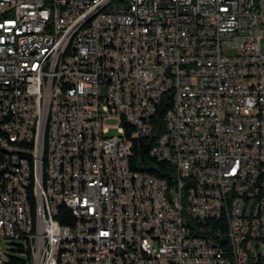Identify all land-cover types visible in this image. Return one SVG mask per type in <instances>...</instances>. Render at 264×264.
<instances>
[{
  "label": "built area",
  "instance_id": "1",
  "mask_svg": "<svg viewBox=\"0 0 264 264\" xmlns=\"http://www.w3.org/2000/svg\"><path fill=\"white\" fill-rule=\"evenodd\" d=\"M166 98L149 155L170 181L130 164ZM261 200L264 0H0V243L28 264H249Z\"/></svg>",
  "mask_w": 264,
  "mask_h": 264
},
{
  "label": "trees",
  "instance_id": "2",
  "mask_svg": "<svg viewBox=\"0 0 264 264\" xmlns=\"http://www.w3.org/2000/svg\"><path fill=\"white\" fill-rule=\"evenodd\" d=\"M168 105H169V101L168 98H166L165 100L162 101L161 106L158 107L157 112L153 117V123H154L153 135L144 139L139 138L132 142L130 164L133 169L144 171L159 178H165L170 181L174 175L173 166L165 161L157 160L156 158L151 157L149 155V148L154 143V138L157 137V135L163 129V124H162L163 112ZM32 191L30 190V193L32 194L31 201H33ZM44 215L48 218L47 205L44 206ZM58 219L61 223H65L72 220L71 216H68V221L63 220L62 218L60 219V217ZM15 251L23 252L25 253L26 256L25 258L12 256L9 264H28L29 254L26 246L18 245L17 248H15ZM255 264H264V259L259 260Z\"/></svg>",
  "mask_w": 264,
  "mask_h": 264
},
{
  "label": "bare ground",
  "instance_id": "3",
  "mask_svg": "<svg viewBox=\"0 0 264 264\" xmlns=\"http://www.w3.org/2000/svg\"><path fill=\"white\" fill-rule=\"evenodd\" d=\"M40 139L41 129H33V132L30 133V144H28V142H19V149L22 150V153H30L31 148L39 147ZM28 168L31 182H29L27 198H29V201L32 200L30 190H33V201H36V205H30V218H28V226H30L31 229H39V219H48L44 215V206L47 205V201L44 200V194H38V192H44V188H46V176L38 175L39 161L37 160L28 161ZM261 214H264V200H261ZM205 232H212V225H205ZM258 250L259 240H251V251ZM257 262L258 261H251L249 264H255Z\"/></svg>",
  "mask_w": 264,
  "mask_h": 264
},
{
  "label": "rangeland",
  "instance_id": "4",
  "mask_svg": "<svg viewBox=\"0 0 264 264\" xmlns=\"http://www.w3.org/2000/svg\"><path fill=\"white\" fill-rule=\"evenodd\" d=\"M115 119H105L104 123L108 125H115L116 124ZM116 134V129L111 127L109 131V135ZM18 245L25 246V243L21 239H17L14 241H8V242H2L0 243L1 250L4 251L6 254L10 256H17L21 258H25V253L15 251V248H17ZM3 264V263H0Z\"/></svg>",
  "mask_w": 264,
  "mask_h": 264
}]
</instances>
